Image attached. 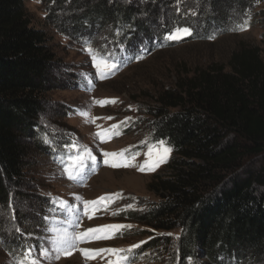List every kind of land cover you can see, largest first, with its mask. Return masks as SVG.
<instances>
[{
  "label": "trees",
  "instance_id": "obj_1",
  "mask_svg": "<svg viewBox=\"0 0 264 264\" xmlns=\"http://www.w3.org/2000/svg\"><path fill=\"white\" fill-rule=\"evenodd\" d=\"M225 1L43 0L46 28H39L27 0H0V220H6L0 223V234L8 220L13 227L11 241L0 239V248L14 264L30 248L36 259L39 240H27V233L44 219L43 212L37 215L39 221L29 214L20 221L16 214L14 194L21 199L29 184V161L40 150L55 164L70 165L76 143L43 123L54 90L53 73L63 67L47 27L78 44L93 71V55L116 64L111 73L117 77L164 49L198 37L210 40L226 31L248 30L256 16L264 25V0L242 1L250 3L223 21L216 13L220 15ZM177 28H187L191 34L166 39ZM89 47L95 50L92 54ZM77 85L92 90L85 76L78 78ZM152 103L148 143L163 141L173 157L148 185L159 202L142 214L126 215L150 235L130 252L128 264L147 249H157L170 264H237L245 259V250L264 261L260 51L242 45L226 64L199 68L194 76L159 91ZM54 205L48 200L40 211L51 209L61 216Z\"/></svg>",
  "mask_w": 264,
  "mask_h": 264
},
{
  "label": "rangeland",
  "instance_id": "obj_2",
  "mask_svg": "<svg viewBox=\"0 0 264 264\" xmlns=\"http://www.w3.org/2000/svg\"><path fill=\"white\" fill-rule=\"evenodd\" d=\"M242 1L244 0L220 2L222 5L220 15L216 13L217 19L231 20L235 16V9L253 0ZM26 5L35 25L46 28V5L43 0H27ZM261 10L262 5L255 8V13ZM261 20L256 16L253 25L243 32L226 31L210 40L198 37L175 48L164 49L149 56L143 63L126 68L117 77L108 75L104 79L100 78V72L105 71L104 65L100 69L94 66L93 71L85 52L78 44L54 31L51 25L47 27L63 67L53 73L54 90L45 107L43 123L55 128L61 137L75 139L76 143L74 154L69 158L72 166L69 167L55 164L50 157L38 150L34 159L28 163L29 184L23 191L22 198L19 199L14 194L16 214L20 221L23 214H29L39 221L38 213H44L42 225L39 221L37 227L29 229L27 233V240H39L35 251L39 264H120L125 261L121 258H126L124 256L128 249L131 248V252H134L138 247L132 246L145 244L150 236L145 235L148 230L126 215L142 214L159 202L148 191V185L152 177L163 170L173 157L171 150L166 162H159L163 155L162 148L167 146L148 143L152 130L150 121L154 117L148 106H152L159 91L173 87L183 78L194 76L199 68L226 64L231 54L242 45L257 48L264 58V25ZM81 76L89 81L93 87L91 91H83L78 87L77 80ZM81 113H87V116ZM85 148L91 151L95 161L84 152ZM150 148L153 149L151 153ZM122 151L123 155L104 156L105 152ZM158 162L159 166L156 167ZM113 163L121 166L112 167ZM125 164L130 166H123ZM140 166H144L146 170L140 171ZM153 167L154 170H150ZM69 171L76 175V179H69ZM101 197L104 199L101 200ZM48 200L49 203L52 200L54 206L62 208V216L55 215L51 209L40 211L42 204ZM60 201L67 202L73 211H65ZM84 201L97 203L85 206ZM89 216L92 218L89 219ZM3 219L0 220L1 224L6 222ZM9 224L8 220L0 234L2 243L12 239L13 227ZM107 225L131 227L105 228L104 231L91 235L107 234L111 238L87 240L80 243L71 255L62 256L59 260L54 258L56 253L49 243L55 234L52 229L80 233L88 228L99 229ZM124 232L129 235L122 237ZM41 247L49 250L51 258L40 255ZM79 249L95 250L91 254L95 258H85ZM101 249L125 251L109 253L99 251ZM244 254H247L245 259L237 264L264 263L249 250H245ZM0 264H14L13 258L4 253V248H0ZM131 264H170V260L157 249H147L142 254L140 251Z\"/></svg>",
  "mask_w": 264,
  "mask_h": 264
},
{
  "label": "snow or ice",
  "instance_id": "obj_3",
  "mask_svg": "<svg viewBox=\"0 0 264 264\" xmlns=\"http://www.w3.org/2000/svg\"><path fill=\"white\" fill-rule=\"evenodd\" d=\"M241 30H245V29L242 28ZM190 34H191L190 30L187 28H184V29L177 28L174 32L169 33L168 36L166 37V39H168V40H179V39H182L184 36H187ZM87 51L89 52V54H92L95 50L92 49L91 47H89L87 49ZM92 59H93L95 66L98 69L101 68V65H104V67L106 68L105 71L100 72V78L101 79L106 78L111 73V71L117 67V65L114 63H105V61L102 58H98V55H93ZM112 102H115V101H112ZM99 103L102 104L103 102H99ZM81 115L87 116V113H81ZM163 144H164V142L161 141L160 145L163 146ZM152 151H153V149L150 148L149 153H151ZM162 151H163V155L160 157L159 162H166L167 155L171 152V148L163 147ZM84 152L88 155V157H90L93 161H95V157L91 155V151L89 149L85 148ZM117 155H123V151L121 153H108V152L104 153L105 157H109V156L114 157ZM159 162L155 165L156 167L159 166ZM105 163H108V161L105 160ZM111 166L112 167H119L121 165L113 163ZM123 166L127 167L130 165L125 164ZM139 170L145 171L146 169L144 166H140ZM150 170H154V167L151 168ZM66 171H68V170L66 169ZM68 174H69V179H73V180L76 179V175L73 174V172L69 171ZM77 199H80V198L77 197ZM100 199L103 200L104 198L101 197ZM83 203L85 204V206H87L89 204H96L97 202H95V201H91V202L84 201ZM60 204L64 206L65 211H73L71 206L67 205V202L60 201ZM129 207H131V205H129ZM91 218L92 217L89 216V219H91ZM124 227L130 228L131 225H127V226H124V225H107V226H104V228H99V229L88 228L86 231L80 232V233H69L66 229L63 230L62 232L55 230V229H52L51 231L54 232L55 234L53 235V237L49 241V243L52 246V250L56 253L54 258L56 260H59L62 256L66 257V256L71 255L72 252L77 249V247L80 243H84L87 240L111 238V236H109L107 234L103 235V236H94L91 234H94L97 232H102V231H104L105 228L120 229V228H124ZM17 231H19V229H17ZM132 247L133 248L139 247V245H134ZM79 250H80L81 254L85 256V258H95L94 255H91L95 250H92V249H79ZM131 250L132 249L130 248L127 251L131 252ZM99 251H101V252L106 251L109 253H117V252H122L125 250H122V249H101ZM31 252H32V249L30 248L25 253L24 257L20 261H18V264H38V260L32 257ZM40 255L45 257V258H51L50 252L47 248L41 247ZM124 259H126V258H121V260H124ZM118 264H119V262H118Z\"/></svg>",
  "mask_w": 264,
  "mask_h": 264
}]
</instances>
